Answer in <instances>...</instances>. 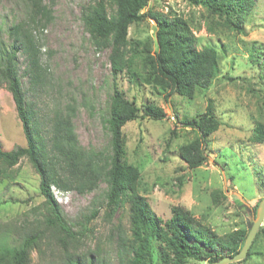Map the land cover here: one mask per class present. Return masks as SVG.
I'll return each mask as SVG.
<instances>
[{
	"label": "rangeland",
	"instance_id": "1",
	"mask_svg": "<svg viewBox=\"0 0 264 264\" xmlns=\"http://www.w3.org/2000/svg\"><path fill=\"white\" fill-rule=\"evenodd\" d=\"M94 1L44 0L52 7L53 19L44 26H33L42 64L48 70L43 83L31 86L25 73L27 58L21 50L16 54L25 97L36 111L43 136L49 139L55 113H66L70 106L75 109L72 123L82 149L109 153L110 135L104 120L115 83L128 99H136L138 104L155 103L166 113L161 121L138 119L123 128L126 160L139 167L142 195L156 216L166 221L172 208L181 206L219 236L248 230L256 216L254 207L264 199V144L251 141L255 126L264 123V72L251 62V53H264V0H258L248 18L245 35L228 30L188 0H149L152 12L185 20L198 39V49L214 46L220 54L218 78L193 100L177 95L167 99L139 80L133 82L126 73L114 80L110 49L97 47L84 28L82 14ZM28 3L0 0V50L11 49L9 30L28 22ZM154 33L155 21L147 17L131 26L129 36L143 41L154 38ZM136 69L140 71L138 66ZM210 101L223 124L210 137L207 162L190 170L178 157V149L195 134L184 129L176 115L184 119L202 114ZM0 144L5 151L26 147L15 103L1 77ZM39 185V175L27 158L6 178L0 175L1 246L15 247L34 235L37 243L30 254L31 264H63L68 253L95 254L104 264H119L121 239L128 240L131 235L128 203L110 212L104 181L85 194L54 186L52 193L73 233L64 247L47 222ZM263 228L264 224L251 246L252 256L232 264H264Z\"/></svg>",
	"mask_w": 264,
	"mask_h": 264
},
{
	"label": "trees",
	"instance_id": "2",
	"mask_svg": "<svg viewBox=\"0 0 264 264\" xmlns=\"http://www.w3.org/2000/svg\"><path fill=\"white\" fill-rule=\"evenodd\" d=\"M188 1L193 6L204 8L228 30L242 35L246 34V22L258 2ZM28 2L31 9L28 22L12 27L9 30L13 38L10 51L0 50V77L12 95L26 140V147L12 151L3 150L0 144L1 178H6L21 159H28L40 178L39 190L45 199L47 222L64 247L67 238H73V233L52 188L55 186L61 191L72 190L85 194L95 191L99 183L104 181L109 211L116 212L125 203L130 207L131 235L128 240L121 239L119 264H189L191 261L212 264L225 256L238 254L253 222L248 230L241 229L219 236L211 227L196 220L190 210L181 206L172 208L171 218L161 220L142 195L140 169L126 160L123 128L128 122L138 119H165L164 109L155 103L138 104L136 99H128L114 83L107 118L104 120L110 135L109 153H87L82 149L72 123L75 109L70 106H67L66 113H55L49 139L43 136L36 111L25 97L16 54L21 50L27 58L25 73L31 86L40 85L48 78L33 26L50 23L53 11L52 7L45 5L44 0ZM147 17L155 21L154 38L143 41L130 39L131 26L143 22ZM82 20L86 32L97 47L110 49L114 80L126 73L133 82L139 80L142 85L151 87L167 99L177 95L193 100L200 92L207 91L221 72L218 50L214 46L198 49V39L190 25L180 17L169 18L152 12L149 0H95L83 12ZM255 52L251 53V62L264 72V53ZM136 66L140 71H137ZM176 119L184 129L195 134L194 139L179 147L178 157L188 169H197L207 162L206 150L210 146V137L223 123L211 101L204 113L184 119L176 115ZM251 141L264 144V123L255 126ZM36 243L33 235L15 247H3L0 244V264H31L30 254ZM253 249L249 250L248 259ZM63 264L104 262L95 254L68 253Z\"/></svg>",
	"mask_w": 264,
	"mask_h": 264
},
{
	"label": "water",
	"instance_id": "3",
	"mask_svg": "<svg viewBox=\"0 0 264 264\" xmlns=\"http://www.w3.org/2000/svg\"><path fill=\"white\" fill-rule=\"evenodd\" d=\"M264 224V199L260 201L259 206L256 210V216L253 220V225L248 233L245 243L240 252L234 256H225L221 260L212 264H232L245 260L248 256L249 250L253 244V241Z\"/></svg>",
	"mask_w": 264,
	"mask_h": 264
}]
</instances>
